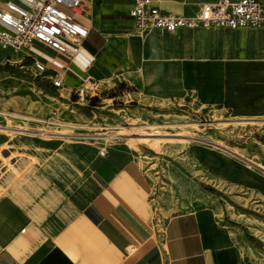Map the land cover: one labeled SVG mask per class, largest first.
<instances>
[{
    "label": "crops",
    "instance_id": "0c3cea01",
    "mask_svg": "<svg viewBox=\"0 0 264 264\" xmlns=\"http://www.w3.org/2000/svg\"><path fill=\"white\" fill-rule=\"evenodd\" d=\"M210 1L160 0V7L168 13L193 15ZM131 4L132 0H90L84 4L82 14L75 16L96 38L88 41V35L74 64L41 44L55 55L42 50L33 52L35 43L17 51L23 54L19 59L11 53L4 56L19 61L28 55L31 61L36 59L59 71L55 64L58 62L69 66L76 80L101 66L105 58H119L112 70L122 76L119 80L133 87L131 93L138 104L130 109L131 113L147 117V107L161 102L163 93L185 87L189 81L184 78L183 69L186 64L195 63L186 62L181 51L153 48L152 43L158 39L155 32L130 34L132 29L125 26H131ZM183 30L191 29L179 31ZM236 30L246 36L247 29ZM254 31L264 34V30ZM160 36L165 38L166 34ZM130 39L134 43L139 40L138 50L117 49L125 40L128 45ZM252 52L244 45V50L235 51L222 64L244 69V62L257 61ZM257 55L264 58V45ZM33 88L17 83L9 88L13 92L10 96H0V125L44 127L41 117L25 119L12 114L21 112L25 102L31 107L36 104L35 115H40L43 106ZM154 88L160 92L152 94ZM64 89L67 90L65 86ZM71 92L72 89L65 96L60 92V97L52 88L47 91L67 107L76 105V110L62 109L52 115L70 125L66 130L60 128L57 135L46 138L18 135L13 139L17 147L10 144L4 148L9 159L0 156L4 161L0 165V264H250L235 244L232 230L211 208L181 209L158 218L156 223L152 180L139 164L129 144L131 138L119 129L123 115L114 101L118 94L90 105V100L77 98ZM16 98L22 100L14 101ZM98 105L103 108L98 116L88 115ZM102 127L107 128V133H121L113 140L112 149L102 139L83 141L69 135L78 133L76 128L103 130Z\"/></svg>",
    "mask_w": 264,
    "mask_h": 264
},
{
    "label": "rangeland",
    "instance_id": "374dc122",
    "mask_svg": "<svg viewBox=\"0 0 264 264\" xmlns=\"http://www.w3.org/2000/svg\"><path fill=\"white\" fill-rule=\"evenodd\" d=\"M125 27L132 29L130 34L138 36L150 32H137L128 24ZM245 29V37L237 30L213 28L174 33L151 31L158 37L157 42L152 43L153 48L181 51L184 60L193 61L195 65L186 64L183 69L184 78L189 81L185 87L163 93L161 102H153L147 107V117L131 113L130 109L138 103L131 93L133 87L119 80L120 74L113 73L112 66L119 60L116 57L102 58L101 66L77 80L68 71L65 76L67 90L60 92L65 96L72 89L71 93L75 95L76 89L83 88V78L89 75L99 84V102L107 100L108 95L118 94L114 101L122 108L120 113L123 115L119 129L131 138L129 144L152 180L151 200L156 223H159L158 218L181 209L211 208L232 230L235 244L244 252L245 261L264 264V58L257 55L264 45V34L254 31L264 29ZM161 34L166 37L161 38ZM95 36L91 33L88 41L94 40ZM244 45L247 51H253L256 62H244V69L222 64L235 51L244 50ZM131 47L138 50L139 40L134 43L130 39L128 45L125 40L117 45L120 51H130ZM31 50L55 55L38 43ZM6 53L16 59L23 55L22 52H1L0 96H10L13 93L9 89L11 86L26 83L34 86L32 92L37 94L35 96L43 106L40 115L36 116L37 105L26 106L23 102L21 112L16 110L12 114L26 119H44L48 113L52 116L62 109L67 112L70 108L77 109L75 104L67 107L47 93L51 91L46 77L50 72L39 74L29 57L25 58V67L20 68L5 60ZM159 92L154 88L151 93ZM98 107L88 111V115L97 117L103 109ZM66 126L70 125L62 129L66 130ZM10 144L17 147L13 139L0 136L1 157L9 159L4 148ZM106 144L113 148L112 140ZM1 159L0 165L4 163Z\"/></svg>",
    "mask_w": 264,
    "mask_h": 264
},
{
    "label": "built area",
    "instance_id": "2783aa9c",
    "mask_svg": "<svg viewBox=\"0 0 264 264\" xmlns=\"http://www.w3.org/2000/svg\"><path fill=\"white\" fill-rule=\"evenodd\" d=\"M87 1L90 0H0V52H17L39 43L66 58L69 64H74V57L80 53L89 35V28L79 21L74 13H82L81 10ZM128 17L137 32L173 33L182 29L197 28H264V3L261 0H211L202 4L195 14L184 15L163 11L160 0H132ZM25 57L16 61L7 55L5 60L23 68ZM55 64L59 71L51 70L33 59L34 69L38 70L39 74L50 72L46 77L54 94L61 97L60 90L65 86L66 71L72 70L58 62ZM82 81L83 88L75 91L77 98L90 100L99 97V84L91 76L86 75ZM87 82L90 85L85 84ZM41 123L44 127L39 129L0 125V136L8 140L22 134L46 138L57 135V130L64 126V122L51 115H47ZM101 129L103 130L91 128V131L76 128L78 133L69 135L83 141L102 139L104 142L121 136L119 132H105L106 127ZM104 151L102 149L100 153L103 154Z\"/></svg>",
    "mask_w": 264,
    "mask_h": 264
},
{
    "label": "trees",
    "instance_id": "16d2710c",
    "mask_svg": "<svg viewBox=\"0 0 264 264\" xmlns=\"http://www.w3.org/2000/svg\"><path fill=\"white\" fill-rule=\"evenodd\" d=\"M121 85L123 84V83H120ZM98 98H91L90 99V105H94V103H95V101L97 100Z\"/></svg>",
    "mask_w": 264,
    "mask_h": 264
},
{
    "label": "bare ground",
    "instance_id": "6f19581e",
    "mask_svg": "<svg viewBox=\"0 0 264 264\" xmlns=\"http://www.w3.org/2000/svg\"><path fill=\"white\" fill-rule=\"evenodd\" d=\"M21 117H22V116H21ZM23 118H25V119H26V117H24V116H23ZM28 119H31V118H28Z\"/></svg>",
    "mask_w": 264,
    "mask_h": 264
}]
</instances>
